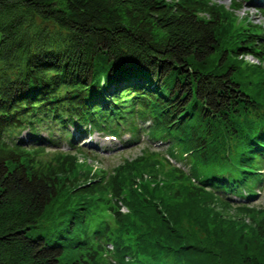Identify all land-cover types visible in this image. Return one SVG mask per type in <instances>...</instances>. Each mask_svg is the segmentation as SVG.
<instances>
[{
    "label": "trees",
    "instance_id": "1",
    "mask_svg": "<svg viewBox=\"0 0 264 264\" xmlns=\"http://www.w3.org/2000/svg\"><path fill=\"white\" fill-rule=\"evenodd\" d=\"M231 16L214 0H0V264H109L104 243L123 254L126 240L139 264H264V208L227 195L246 199L264 182V81L250 98L238 80L244 53L264 71V30L239 35ZM230 34L233 54L220 44L231 45ZM139 120L151 122V136L177 139L170 154L195 164L163 170L168 158L154 151L108 176L76 167L86 153L68 126L137 134ZM42 131L45 145L63 139L71 149L45 151ZM140 170L144 196L130 182ZM126 185L138 208L112 207L117 228L91 231L90 215L72 210L80 195L118 199ZM61 224L73 235L57 234ZM77 235L80 256L66 260Z\"/></svg>",
    "mask_w": 264,
    "mask_h": 264
},
{
    "label": "rangeland",
    "instance_id": "2",
    "mask_svg": "<svg viewBox=\"0 0 264 264\" xmlns=\"http://www.w3.org/2000/svg\"><path fill=\"white\" fill-rule=\"evenodd\" d=\"M217 3H221L226 7L228 10H230L235 18H233L234 23L242 24L243 28L239 32V35H244L248 38V35H251L252 33L257 32V29H263L264 27V3L263 0H237L240 2V6L237 5L234 0H214ZM241 27V25H240ZM233 34L230 35H224L223 38L230 39L232 42ZM237 36L235 38V43H245V41H241ZM220 44L222 47H225L226 53H235L238 49H240L234 42H232L231 45H229V42H224L223 39L220 40ZM225 44V45H224ZM235 45V47H234ZM239 58L242 61V64L239 66V72H238V80L241 83V89L242 91L248 95L250 98L254 95V93L257 91V89L263 85L264 81V71L262 69V64L258 61L256 57L249 53H244L243 55L239 56ZM253 65H259V66H253ZM126 81V80H125ZM161 95H165L164 92H160ZM200 111H196L193 113V119L198 118V114ZM141 125L143 128L149 127V122H146L143 124L141 122ZM70 129L73 130L74 128L70 126ZM45 134V132H43ZM70 135V134H69ZM42 137V133H40V137L36 139H40ZM23 142L24 144L29 147L28 145L31 143L33 138L26 137V133L23 132ZM132 139L131 142H128V140ZM177 139H172L170 142L167 143L166 138L159 139L156 137H150L149 134H146V132L141 131L140 135H137L135 137H129L128 136H120L116 139H111V141H103L99 137L98 134H93L92 136L84 137L83 134L77 136V138L74 140V144H78L82 142V147H84L85 152H87V156L84 155V153H78L79 158L77 157V164L76 167L79 168L82 171L88 172L90 175L93 176H108L109 174L106 173L109 168H111L113 165L116 167L120 162H123L124 160L128 159L130 161V164L127 167H134L137 165V161L140 160L142 157H145L146 155L152 156L154 151H158V157H167L168 160L163 159L160 163V167L165 170H169V166L176 165L184 169L185 171H188L196 161L190 162L187 161L186 158L188 155H185L184 157H181L178 153L177 155H171L170 151H168L170 147L171 150H179L176 148V142ZM42 143H46V140L44 141L43 138L41 139ZM56 145L58 144H52V145H45L44 149L47 152H53L56 149ZM65 145V144H64ZM66 145L64 148H67ZM178 158V160L176 159ZM160 161V160H158ZM78 169V174H82L81 171ZM128 175V172L125 174ZM200 176L203 177L204 173H200ZM131 177V185L133 188L137 189L141 195L144 196V185H145V179L149 178V174L147 171H132L130 172ZM129 177V178H130ZM150 186H154V182L151 181ZM262 188H259L258 193L251 196L247 200H232L235 204L244 203L247 205H256L260 208H264V182L261 184ZM223 186L220 185L217 189H222ZM148 191H151L150 187L148 188ZM133 192L128 188L126 185L125 192L122 197H119L116 199L114 196H112L108 191L103 190H96L91 193L90 196H87L86 198H80L83 195H80L79 198H76L75 204L72 207V210H83L84 216L86 214L90 215L91 222L89 224V228L91 231H93L97 226L102 227L105 221H107L110 225L117 228V222L113 217V209L112 207H117L120 211V213H127L132 214L138 207L134 206L136 205L135 201L133 200ZM78 196V195H76ZM61 199L65 200V196H60ZM157 202V201H155ZM86 205V207H84ZM170 205V204H169ZM232 212V211H229ZM242 219L245 221L250 220L248 215H243ZM62 225V224H61ZM62 227H56L55 231L57 234L62 235H73L71 231L67 232L65 230V225L63 224ZM30 235H42L41 228H32L27 231ZM83 234L89 236H99L100 234L89 232L88 228H85L82 230ZM77 241L70 240L71 243L70 246H68L64 250L65 258L66 260L74 259L75 257L80 256L81 249L80 247H77L79 241H81L80 236H76ZM65 240V241H64ZM91 240V239H89ZM181 241V240H180ZM180 241H178L180 243ZM60 243L67 242L66 239H62L59 241ZM135 242V241H134ZM178 243V244H179ZM94 247L95 244H91L89 241L87 243V247ZM129 247L131 250L134 251L132 243L129 244V241L126 240V252L123 254L121 253H112L111 250L113 249V246H104V250L101 252V259L105 263L109 264H127L130 260V264H139V261L135 259V256L137 255V252H133L132 254L129 251ZM86 249V246L84 248ZM185 251V254H188V251L186 249H183ZM132 258V259H131ZM113 262H112V261ZM141 262V261H140Z\"/></svg>",
    "mask_w": 264,
    "mask_h": 264
}]
</instances>
